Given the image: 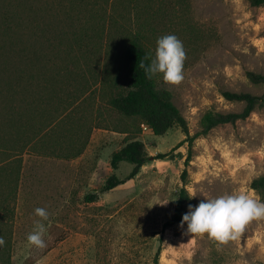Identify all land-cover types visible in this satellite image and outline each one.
<instances>
[{"label":"rangeland","instance_id":"1","mask_svg":"<svg viewBox=\"0 0 264 264\" xmlns=\"http://www.w3.org/2000/svg\"><path fill=\"white\" fill-rule=\"evenodd\" d=\"M72 1L0 0V19L5 11L25 19L18 29L30 49L27 97L37 101L27 130L17 125L5 135L12 139L11 155L0 150V264H153L159 246V264H264V218L252 220L238 239L224 244L207 234L184 236L180 223L165 226L183 184L180 174L188 154L185 187L190 197L196 194L192 205L204 196L241 190L264 201V190L251 186L264 175V104L245 119L199 135L190 147L187 141L177 146L186 138L178 125L155 135L136 117L102 119L95 113L118 59V47L109 42L110 20L112 33L139 32L153 52L161 36L175 34L183 41L184 79L169 84L154 78L170 91L190 135L200 129L208 110L240 111L243 104L228 101L222 91L264 93V86L246 75L264 73V5L247 0H84L80 21L72 22L67 15ZM78 39L88 45L85 56ZM64 106L69 118L41 134L30 128L35 123L43 129L48 123L39 109H47L50 124ZM24 133L30 140L45 137L57 143L54 153L63 156L23 147V139L28 140ZM133 138L144 142L147 162L133 178L100 192L95 201H84L111 173L123 177L130 171L126 161L112 169L110 157ZM81 147L80 154L69 157ZM37 207L49 212L44 248L27 242L33 221L39 219Z\"/></svg>","mask_w":264,"mask_h":264},{"label":"trees","instance_id":"2","mask_svg":"<svg viewBox=\"0 0 264 264\" xmlns=\"http://www.w3.org/2000/svg\"><path fill=\"white\" fill-rule=\"evenodd\" d=\"M247 1L255 6L264 5V0ZM70 4L71 7H73V11L71 14L67 13V15L72 22H75L85 6V1L73 0ZM24 20V17L16 13L6 11L2 13L0 19V124L2 125L4 123L3 127H0V150L3 148V152L7 157L11 155L9 151L12 153L11 150L13 146L9 147L8 142L12 139L6 138L5 135L11 134L13 126L15 127L17 125H21L22 128H24L23 132L27 130L25 126H28L35 118V111H33L35 107L33 106L37 102L35 99L28 100L27 97L29 86L27 85V58L29 57L30 49L26 43V36L22 34L21 29H18L19 26L24 23ZM77 20L80 21V19ZM114 27V21L110 20L108 30L111 37L109 38V42L115 44H112V47H118V59L117 64L113 66L112 74L106 81L105 91L103 90L102 93L103 102H100L98 107H96L95 113L97 118L100 117L104 119L106 115L109 116L108 118L112 116L136 117L140 125H145L155 135H162L173 125H178L182 132L185 133L186 138L180 141L177 146L187 141L190 147L194 138L199 135L207 134L212 128L219 124L234 123L237 120L245 119L256 107L264 104V93L253 94L243 91L223 90V97L231 102L242 103V109L240 111L225 113L208 110L204 112L200 119V129L193 135H190L187 122L178 107L172 101L170 91L159 87L155 78L149 79L145 75L144 69L140 67V61L142 60L146 64L150 63L149 60L144 59L146 53L151 51L154 54L152 48L148 45V42H146L145 36L139 32L132 33L124 30H117L115 34L111 32ZM78 41L79 42L76 43L78 45V50L81 51L80 55L82 54L81 56H85L89 50L87 47L88 45H84L82 39H78ZM36 55L41 56L38 52ZM72 64L74 66V63ZM44 68L45 64L41 65L37 73H42ZM66 70L70 71L71 69H69V66H66ZM246 75L251 83L264 86V73L247 71ZM120 80H122V84H120ZM17 95L20 96L17 97ZM40 103L41 102L38 104ZM39 112L40 115H44V117L48 118L47 120L49 123L50 117L48 116L50 115L47 109L41 108ZM67 113L68 112H65L64 106L59 114L56 115L57 118L51 121L50 124L45 123L43 129H39V126L35 125V123H32L30 128H32V130L38 128L36 132L41 134L43 130L52 128L55 122L65 117L69 118L70 116H68ZM5 125L6 130H4ZM99 127L101 126L99 125ZM32 135L34 134L32 133ZM25 136L28 140L26 141L23 139V147H31L34 152L46 156L53 154L57 157L63 156L59 152L54 153V145L57 143L50 142L46 140L45 137L30 140L32 139L31 136L27 134H25ZM59 138V135H57V139ZM14 142L20 143L17 139H15ZM39 144L40 148L37 147ZM82 149L81 147L76 154H70L69 157L77 156L82 152ZM168 154V152L160 153L158 157ZM149 158L150 155L147 154L145 144L142 140L133 138L126 141L120 148L112 152L110 167L112 169H117L120 162L126 161L132 166L130 171L123 177H118L115 173H111L107 176L99 190L85 194L84 201H95L98 199L100 192L113 189L133 178ZM189 160L190 154L187 155L184 161V168L180 174L183 184L177 192L172 214L166 221L165 226L180 223L183 214L188 211V205L192 204L191 197L185 187L187 178L186 166ZM1 164L2 161H0V166ZM251 186L256 190H264V175L254 178L251 182ZM160 252L161 247L159 246L154 254L153 264H159Z\"/></svg>","mask_w":264,"mask_h":264},{"label":"clouds","instance_id":"3","mask_svg":"<svg viewBox=\"0 0 264 264\" xmlns=\"http://www.w3.org/2000/svg\"><path fill=\"white\" fill-rule=\"evenodd\" d=\"M145 60L140 61V67L145 75L151 79L161 78L165 83L179 84L184 79V62L186 51L175 34H167L157 39L154 54L150 51L145 54ZM193 194L191 197H195ZM165 201L160 205H166ZM34 215L39 217L33 221V229L27 235V242L38 248L46 246L43 239L46 232L44 221L49 218L46 208L37 207ZM264 218V201L259 200L251 193L238 191L221 194L216 197L200 200L198 205H188V211L183 214L180 227L184 229L182 235H205L220 244L240 237L245 226L254 219ZM187 225L184 228V225ZM4 238L0 236V245Z\"/></svg>","mask_w":264,"mask_h":264},{"label":"built area","instance_id":"4","mask_svg":"<svg viewBox=\"0 0 264 264\" xmlns=\"http://www.w3.org/2000/svg\"><path fill=\"white\" fill-rule=\"evenodd\" d=\"M144 128H147L145 125H142Z\"/></svg>","mask_w":264,"mask_h":264}]
</instances>
